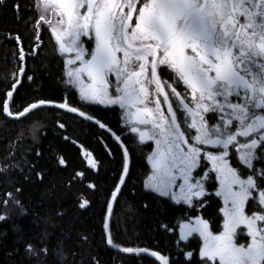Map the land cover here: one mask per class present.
<instances>
[{"label":"snow or ice","instance_id":"obj_1","mask_svg":"<svg viewBox=\"0 0 264 264\" xmlns=\"http://www.w3.org/2000/svg\"><path fill=\"white\" fill-rule=\"evenodd\" d=\"M16 11L23 19L19 5ZM30 11L35 16L29 39H41L37 28L54 35L62 79L78 89L79 106L63 98L58 104L36 98L17 106L13 92L20 81L14 79L13 90L0 96V109L28 119L46 106H58L95 120L109 133L112 129L89 112L91 104L125 110L126 126L118 132H127L124 141L131 143L122 149L111 201L118 202L131 179L136 150L148 149L151 167L142 173L143 188L167 198L165 203L187 205L175 225L162 227L174 234L179 230L177 244L189 242L191 264H264V0H33ZM19 51L23 59L24 48ZM19 74L26 76L23 68ZM41 126L36 118L34 138ZM58 163H66L63 156ZM210 190L222 198V206L213 203ZM81 195L79 206L87 207L90 199ZM7 196L0 222L11 218L13 209L28 213L17 195ZM41 219L37 212L33 223ZM49 221L51 216L43 220ZM51 236L45 228L28 239L19 229L17 239L29 256L52 254L57 264H68L63 238L50 247ZM107 243L113 244L111 232ZM151 255L169 264L160 252Z\"/></svg>","mask_w":264,"mask_h":264},{"label":"trees","instance_id":"obj_2","mask_svg":"<svg viewBox=\"0 0 264 264\" xmlns=\"http://www.w3.org/2000/svg\"><path fill=\"white\" fill-rule=\"evenodd\" d=\"M32 4L33 0H0V96L13 90L9 85L16 79L20 81L14 85L18 93L13 92L17 106L36 98L55 99L57 104L63 98L79 106V92L65 83L66 78L62 79L60 60L49 31L37 28L41 39H29L35 16L30 11ZM18 5L23 19L17 16ZM17 35L20 39L15 38ZM20 68L26 76L19 74ZM89 112L112 132L95 120L88 121L58 106H46L28 119L8 116L0 109V214L8 210L4 206L8 193L17 195L28 209L23 216L13 209L11 218L0 222V264H57L52 254L29 256L24 242L17 239L19 229L31 239L45 228L52 233L50 247L55 246L58 236L63 238L68 264H160L151 255L154 251L166 256L169 264H191L186 255L191 249H185L189 242L177 244L179 230L174 234L162 227L165 223L175 225L187 205L165 203L167 198H157L158 194L143 188L142 173L145 166L149 168L148 149L143 153L139 148L136 150L130 165L131 179L126 180V188L122 187L123 195L118 196V202L111 201L109 193L118 185L121 175L122 149L131 141H124L127 132H118V128L126 126L118 107L91 104ZM36 118H40L42 126L36 129L34 138L31 125ZM57 121L65 127L61 128ZM116 135L121 140H116ZM150 143L154 146V141ZM60 156L65 164L58 163ZM86 157L94 160L95 166ZM39 172L46 174L43 181L37 175ZM92 184L97 187H91ZM81 194L90 199L87 207L79 206ZM210 195L214 204L219 201L222 206L214 190H210ZM146 202L147 208L143 206ZM109 203L111 217L107 215ZM9 208H13L11 203ZM58 211L65 214L59 216ZM37 212L42 219L33 223ZM49 216L55 227L52 221L43 222ZM109 232L113 244L107 243ZM125 247L149 251L126 253Z\"/></svg>","mask_w":264,"mask_h":264},{"label":"rangeland","instance_id":"obj_3","mask_svg":"<svg viewBox=\"0 0 264 264\" xmlns=\"http://www.w3.org/2000/svg\"><path fill=\"white\" fill-rule=\"evenodd\" d=\"M52 36V38H53V41H54V43H55V37H54V35H51ZM57 51H58V49H56ZM66 78V77H65ZM70 87H72V86H70ZM73 88V87H72ZM73 89H75V88H73ZM77 92H78V89H75ZM93 104H96V105H101V104H99V103H93ZM101 106H107V107H112L111 105H101ZM151 106V105H150ZM116 107H118V106H116ZM165 107H166V105H165ZM120 111H121V115H122V120H123V122H124V124L126 125V120L123 118L124 117V111L125 110H121L120 109ZM87 156V155H86ZM87 158V160H88V163H90V161H91V159L89 158V157H86ZM91 164V163H90ZM149 164V163H148ZM151 166H150V164H149V168H150ZM221 199V201H222V198H220ZM222 203H223V201H222Z\"/></svg>","mask_w":264,"mask_h":264},{"label":"water","instance_id":"obj_4","mask_svg":"<svg viewBox=\"0 0 264 264\" xmlns=\"http://www.w3.org/2000/svg\"><path fill=\"white\" fill-rule=\"evenodd\" d=\"M160 264H163V262L162 261H160L159 260V258L158 257H155V256H153Z\"/></svg>","mask_w":264,"mask_h":264}]
</instances>
